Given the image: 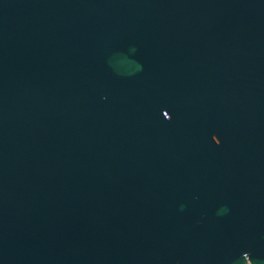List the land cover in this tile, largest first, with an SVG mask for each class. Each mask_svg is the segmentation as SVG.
Returning a JSON list of instances; mask_svg holds the SVG:
<instances>
[{
	"label": "water",
	"instance_id": "water-1",
	"mask_svg": "<svg viewBox=\"0 0 264 264\" xmlns=\"http://www.w3.org/2000/svg\"><path fill=\"white\" fill-rule=\"evenodd\" d=\"M264 264V0H0V264Z\"/></svg>",
	"mask_w": 264,
	"mask_h": 264
},
{
	"label": "built area",
	"instance_id": "built-area-1",
	"mask_svg": "<svg viewBox=\"0 0 264 264\" xmlns=\"http://www.w3.org/2000/svg\"><path fill=\"white\" fill-rule=\"evenodd\" d=\"M249 264V263H248Z\"/></svg>",
	"mask_w": 264,
	"mask_h": 264
}]
</instances>
